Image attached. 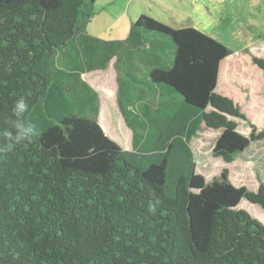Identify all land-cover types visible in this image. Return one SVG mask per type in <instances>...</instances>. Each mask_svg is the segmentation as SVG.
I'll return each mask as SVG.
<instances>
[{"label": "trees", "instance_id": "16d2710c", "mask_svg": "<svg viewBox=\"0 0 264 264\" xmlns=\"http://www.w3.org/2000/svg\"><path fill=\"white\" fill-rule=\"evenodd\" d=\"M94 2L0 0V149L21 97L40 132L0 150V264H264V222L239 207L264 210V179L254 191L223 169L208 182L191 146L220 130L212 152L231 163L264 139L217 91L231 48L148 13L125 39L95 36ZM114 59L133 151L104 130L84 77Z\"/></svg>", "mask_w": 264, "mask_h": 264}, {"label": "rangeland", "instance_id": "374dc122", "mask_svg": "<svg viewBox=\"0 0 264 264\" xmlns=\"http://www.w3.org/2000/svg\"><path fill=\"white\" fill-rule=\"evenodd\" d=\"M174 10L175 17L181 26H195L212 35L217 40L226 44L232 50L230 57L222 64L219 91H227V73L233 67H259L253 60V56L264 59V0H165ZM122 5L115 7L111 16L96 18L92 32H98L99 22L102 28L110 25L112 17L122 13ZM146 10L162 21L173 23L169 13L153 0H136L130 5V10ZM246 55V56H245ZM239 78H242L237 74ZM96 90L100 93V123L106 133L117 141L124 150L133 151L132 129L126 124L118 104V71L115 67V59L105 70L98 69L84 75ZM258 87H262L258 84ZM263 88V87H262ZM223 94V93H222ZM242 111L246 106H254L251 103L240 105ZM243 111V112H244ZM247 114V113H245ZM249 118V116L247 115ZM259 129L264 128V116L257 113L256 117ZM252 121V118H249ZM253 122V121H252ZM239 130L249 135V125L239 120ZM254 123V122H253ZM256 124V123H255ZM220 130L203 126L198 135L192 138L191 146L194 151L197 170L210 182L218 176L223 169H228L231 181L237 186H247L256 191L259 179L254 170V164L248 158L240 157L236 161L228 163L221 157H214L213 147L219 136ZM256 150V157L264 159V139ZM240 208L248 210L255 217L264 222V210L258 204H252L242 200Z\"/></svg>", "mask_w": 264, "mask_h": 264}, {"label": "crops", "instance_id": "0c3cea01", "mask_svg": "<svg viewBox=\"0 0 264 264\" xmlns=\"http://www.w3.org/2000/svg\"><path fill=\"white\" fill-rule=\"evenodd\" d=\"M153 1H155L167 13H169L173 23L177 25L180 24L179 23L180 21L177 20V18L175 17L174 10L171 8V6H169L173 4H169V2L165 0H153ZM133 3H136V0H95L93 5L94 15L87 26V31L95 36H99L105 39H125L128 37L130 33L132 23L138 18L140 14L148 13L160 19L158 16L146 10L140 11L137 8L135 9V13H136L135 16L134 12L130 10V5H132ZM120 5H122L121 6L122 13L119 16L112 17V21L110 25L106 26L105 28H102V25L99 22L97 33L89 30V27L90 26L92 27L94 22H96L95 21L96 18H100L101 16H105L107 18L111 16V13L113 12L114 8ZM230 55L225 60H227L230 57ZM224 61L222 62V64L224 63ZM222 64L220 67L217 91L230 96L240 105H243V103H245V105L249 103L254 105V106H246L245 111L244 110L243 111L247 113L246 115H248L249 118H252V121L256 123V125L258 126L259 124L256 121L257 118H255L257 113H260L262 116H264V69L253 66L244 67V68L233 67V70L229 71L227 73L228 77H226L228 79L226 81L228 90L226 92L225 91L222 92L219 91L220 77L222 73ZM237 74H239L240 76L242 74V78L236 76ZM258 84H261L263 88L258 87ZM262 142L263 141L254 142L252 146L240 156V157H244L245 159L248 158V161L250 160L252 163L257 162V164H254V170L258 179L259 176L262 179H264V159L259 156L258 158L256 157L255 149H257L260 143ZM259 184L260 183H258L257 187H259Z\"/></svg>", "mask_w": 264, "mask_h": 264}, {"label": "clouds", "instance_id": "9594fccd", "mask_svg": "<svg viewBox=\"0 0 264 264\" xmlns=\"http://www.w3.org/2000/svg\"><path fill=\"white\" fill-rule=\"evenodd\" d=\"M12 112L15 116V120L12 121V128L14 131L4 132L7 143L0 149L3 151H11L14 145H19L26 140L30 141L33 137L40 135L37 127L29 123L25 118L27 107L23 97L15 102Z\"/></svg>", "mask_w": 264, "mask_h": 264}]
</instances>
